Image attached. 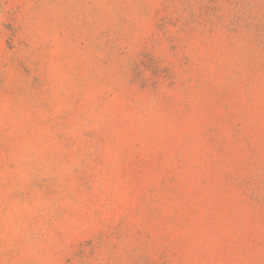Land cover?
Returning a JSON list of instances; mask_svg holds the SVG:
<instances>
[{"label": "rangeland", "instance_id": "obj_1", "mask_svg": "<svg viewBox=\"0 0 264 264\" xmlns=\"http://www.w3.org/2000/svg\"><path fill=\"white\" fill-rule=\"evenodd\" d=\"M0 264H264V0H0Z\"/></svg>", "mask_w": 264, "mask_h": 264}]
</instances>
